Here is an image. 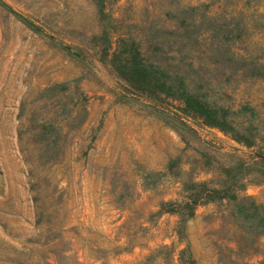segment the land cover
I'll return each mask as SVG.
<instances>
[{
    "label": "rangeland",
    "instance_id": "1",
    "mask_svg": "<svg viewBox=\"0 0 264 264\" xmlns=\"http://www.w3.org/2000/svg\"><path fill=\"white\" fill-rule=\"evenodd\" d=\"M103 1L0 0V264H264V0ZM123 38L254 142L132 89Z\"/></svg>",
    "mask_w": 264,
    "mask_h": 264
},
{
    "label": "trees",
    "instance_id": "2",
    "mask_svg": "<svg viewBox=\"0 0 264 264\" xmlns=\"http://www.w3.org/2000/svg\"><path fill=\"white\" fill-rule=\"evenodd\" d=\"M99 10L104 12V1L97 0ZM110 62L116 73L123 78L129 86L140 92L149 94L164 93L166 95L180 99L184 108L200 116L207 124L217 126L233 134L237 139L244 140L252 144L254 139L247 136L245 132L238 127V121L235 115L238 110H233L227 106L218 104L209 93L203 89L204 82L196 74H191L180 65L169 67L163 65L156 57L146 56L139 44L133 39L122 40V46L114 50ZM248 128V125H245ZM243 138V139H242ZM226 196L220 194L217 188L207 189L205 197L214 195ZM193 206L187 205V208ZM244 216L247 219L253 218V224L256 226L264 225V207L261 211L257 210ZM239 212H242L240 205ZM193 213V209L188 211V215ZM188 264H193V260L187 254Z\"/></svg>",
    "mask_w": 264,
    "mask_h": 264
}]
</instances>
